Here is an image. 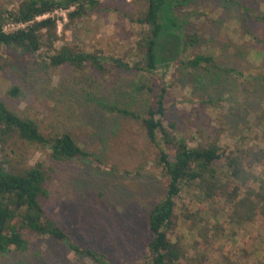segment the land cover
<instances>
[{
  "label": "rangeland",
  "instance_id": "rangeland-1",
  "mask_svg": "<svg viewBox=\"0 0 264 264\" xmlns=\"http://www.w3.org/2000/svg\"><path fill=\"white\" fill-rule=\"evenodd\" d=\"M20 1L0 0V6L14 9ZM235 1L264 14V0L199 1L186 10L197 17L188 18L187 32L201 34L200 44L186 55H211L220 69L207 77H186L172 68L165 85V121L177 122L191 145L218 139L227 154L241 158L246 171L264 177V84L254 79L264 76V23L245 17ZM111 6L119 11L88 8L87 14L67 29V12L56 13L61 19V41L57 47L76 46L99 52L107 59L131 62L141 30L133 22L140 3L112 0ZM10 29L7 27V31ZM44 55V51L30 55L20 50H2L0 99L11 110L36 120L46 133L72 132L81 146L101 159L102 165L90 161L55 165L51 211L74 242L106 255V264H139L147 254L150 240L149 207L165 196L166 180L149 174H127L126 171L135 173L140 166L152 164L159 150L149 142L139 120L109 113L102 109V103L143 114L163 82L155 76L117 71L110 63L107 68L111 72L103 75L93 71V80H79L64 69L48 67ZM226 68H236L244 75L229 76ZM145 85L153 92L141 89ZM15 86L20 88L21 97L8 98L7 92ZM27 148L32 165L44 156L36 147H24ZM200 193L193 187L178 200L180 218L184 214L199 218L197 227L190 230V225L181 223L178 234L187 244L204 243L207 239L211 256L216 259L227 252L246 264L241 248L252 235L263 230L255 224L232 225V209L223 192L211 200ZM203 228L207 238L200 232ZM28 237V253L0 258V264H95L74 253L68 242Z\"/></svg>",
  "mask_w": 264,
  "mask_h": 264
},
{
  "label": "trees",
  "instance_id": "trees-1",
  "mask_svg": "<svg viewBox=\"0 0 264 264\" xmlns=\"http://www.w3.org/2000/svg\"><path fill=\"white\" fill-rule=\"evenodd\" d=\"M140 10L133 20L140 28L131 62L122 58L107 59L99 52H88L76 46L57 47L61 36L58 24L61 20L56 12H67V29L78 18L87 14L88 8H103L119 11L111 6L112 0H21L17 8L0 6V70L4 68L2 50H20L30 55L45 52L48 67L64 69L79 80H93L92 72H111L110 63L117 71L138 72L155 76L161 90L143 114L119 105L102 103V109L139 120L149 142L158 148L152 164L140 166L135 173L127 174L160 176L166 180V193L160 202L149 207L147 229L150 240L147 254L139 264H241L222 252L219 259L212 257L210 244L184 242L178 234L181 223L196 228L198 215H177L178 200L185 190L197 187L200 194L211 200L223 192L231 207L230 222L236 227L247 224L259 226L263 232L252 235L241 252L246 264H264V177L245 170L241 158L227 154L218 139L194 143L181 133L175 121L167 124L168 110L165 105L167 80L171 69L177 68L180 75L210 76L219 71L213 56L193 53L200 44L199 32L190 35L186 30L189 19L197 20L196 14L186 12L199 1L229 0H135ZM234 4L245 17L264 23V14L239 1ZM50 15L47 18H41ZM41 18V19H40ZM7 25L23 27L5 31ZM228 75L243 77L236 68H226ZM187 73V74H186ZM255 81L264 84L263 77ZM166 85V86H165ZM149 93L153 88L149 85ZM8 98L21 97L15 86L7 92ZM102 99V98H98ZM96 99V100H98ZM36 147L44 155L35 164H30L24 147ZM75 161H90L103 164L101 159L86 150L70 131L44 132L40 124L24 114L11 110L0 99V258L10 259L14 254L29 252V235L52 237L60 243L68 242L71 250L95 264H106L107 256L96 250L84 249L74 242L59 225L51 211V186L57 172L55 165H66ZM115 171V169H111ZM253 183H258L255 187ZM201 234L207 238L203 228ZM108 264V263H107Z\"/></svg>",
  "mask_w": 264,
  "mask_h": 264
},
{
  "label": "built area",
  "instance_id": "built-area-1",
  "mask_svg": "<svg viewBox=\"0 0 264 264\" xmlns=\"http://www.w3.org/2000/svg\"><path fill=\"white\" fill-rule=\"evenodd\" d=\"M58 12H61L63 15H65V12L64 11H58ZM58 12H56V13H58ZM50 15H46V16H44V17H41V18H47V17H49ZM40 18V19H41ZM7 27H10L11 29H10V31L11 30H16V29H19V28H21V27H23V25H7L6 27H5V31H7Z\"/></svg>",
  "mask_w": 264,
  "mask_h": 264
}]
</instances>
